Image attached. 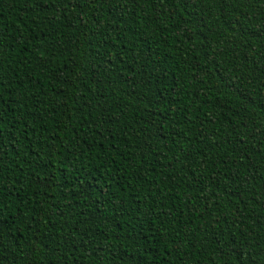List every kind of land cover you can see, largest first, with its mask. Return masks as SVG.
<instances>
[{"label": "trees", "instance_id": "trees-1", "mask_svg": "<svg viewBox=\"0 0 264 264\" xmlns=\"http://www.w3.org/2000/svg\"><path fill=\"white\" fill-rule=\"evenodd\" d=\"M0 264H264V0H0Z\"/></svg>", "mask_w": 264, "mask_h": 264}, {"label": "snow or ice", "instance_id": "snow-or-ice-1", "mask_svg": "<svg viewBox=\"0 0 264 264\" xmlns=\"http://www.w3.org/2000/svg\"><path fill=\"white\" fill-rule=\"evenodd\" d=\"M0 47H2V44H0ZM0 68H2V65H0ZM3 129L0 128V132H2ZM5 236H6V233H5V230H4V227H3V221L0 220V247H3V242L5 240Z\"/></svg>", "mask_w": 264, "mask_h": 264}]
</instances>
